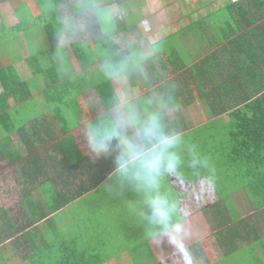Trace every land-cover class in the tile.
Segmentation results:
<instances>
[{
    "label": "trees",
    "instance_id": "obj_1",
    "mask_svg": "<svg viewBox=\"0 0 264 264\" xmlns=\"http://www.w3.org/2000/svg\"><path fill=\"white\" fill-rule=\"evenodd\" d=\"M11 1L17 0H0V5L9 4ZM21 1L25 4V13L27 12L18 14L21 26L17 29H2L4 26L0 24L2 26L0 27L2 43V46L0 45L2 88L0 132L4 133L5 137L6 132L15 133L19 126L23 125L15 120L13 115L15 110L22 113L19 109L22 106H27L26 115L32 113L31 118H33L38 112L35 110L36 107L33 110L34 102L43 101L48 111L52 104L56 105L60 99L59 112H55L53 116L55 120L48 131L56 130L53 124L58 122L59 128L56 134L58 137L60 135L63 137L62 150L65 152L70 149V153L71 148L78 144L77 137L71 132L73 126L86 128L95 125L97 120L95 114L105 105L109 111L103 116H108L112 101L117 98L115 86L120 83L105 76L104 65L119 62L124 58H129L132 62L133 57L139 56L136 54L137 51H134L136 46L131 45L123 49L120 43H125L122 38L123 33H131L137 28L139 19L136 14L141 12L139 1L143 0H92L93 6H88L91 10L86 14L82 11L86 0ZM104 2H107L104 5L117 7L120 11L126 10L125 14L122 13L124 18L119 19L109 12V15L106 14L104 6L98 5ZM26 5H41V12H34ZM209 5L205 2L202 7ZM68 7L75 9L74 12L78 14L84 13L81 18L85 21V30L91 39L90 43L62 42V25L66 22L65 13ZM125 18L131 23L126 21L124 23ZM33 20L38 24L42 23L47 42L41 47L31 45L32 56L26 61L31 72V76H28L15 68V65L24 59L20 56L21 49L16 41L24 23L26 21L34 23ZM72 26H75L74 22ZM27 29L30 30L26 33L33 31L31 28ZM187 32L195 36L193 46L186 43L190 42L185 40ZM8 40L11 41V45L5 46L4 42ZM163 41L166 43L165 47L161 51H156L154 46ZM152 47L157 59L162 56L166 58L167 62L165 64L161 62V67L163 71L170 73V77L165 79L157 71L149 72L147 77L144 74V76L140 75L139 78L145 83L146 90L140 86L137 93L131 94L133 97L127 103L128 108L136 110L135 107L138 106L146 113L147 109H151V112L163 106L162 119L165 131L177 135L180 133L179 130L183 129L182 125L186 130L191 127H187L183 121L180 124L177 119L171 118L168 110H165L168 105L182 106L187 103L182 98L190 100L195 95L209 105L206 107V112L210 119L206 123H201V127L212 142L209 141L210 145H203L201 154L199 153L196 158L209 159V162L213 163L215 157H221L226 168L225 178L233 180V188L217 186L215 200H208L209 194L204 200L208 203L206 212H214L222 207L220 203H226L225 209H228L230 216L224 217L220 223L228 226L230 241L247 244L249 254L255 253L253 255L255 257L249 259L257 264H264V0H237L225 4L218 10L212 8L206 15L193 18L189 26L156 42ZM95 51H98L101 57L97 56ZM9 52H14V55L9 56ZM76 68H79V73L75 71ZM171 77H174V80ZM93 89L96 90L98 97L91 104L84 100L83 96ZM144 91L148 93L145 94ZM61 92L65 93L64 97L69 95L70 99L67 102ZM157 92L162 97L157 96L155 94ZM12 100L18 103V107H12ZM115 101L118 102L117 99ZM93 105L101 106L100 109L95 110ZM49 116L47 113L45 119ZM19 117L21 120L24 119L18 115V119ZM49 118L53 119L51 116ZM135 129L137 131L136 127ZM82 138L83 144L87 145L86 135L83 134ZM116 158V155L109 159L107 157V162L110 160L111 167L118 169ZM186 164H191V161L181 163V165ZM84 167L81 173L89 169L91 174H94L93 167L91 169ZM201 167L205 166L199 165L198 171H202ZM86 173L89 174L87 171ZM71 175L80 176L75 172ZM215 177L214 174L213 182ZM61 181L65 186L68 183L66 179ZM98 185L100 184H88L87 181L74 183V200H41L40 202L22 200V204L36 207V212L40 211L37 204H49L50 212L55 215L67 205L76 202V198L94 191ZM232 196L234 200L237 198L248 200L249 213L244 217L240 215ZM41 214V219L48 217L44 211ZM216 219L218 222L219 218ZM82 225L84 226L80 229L85 231V235L72 234L71 239L61 238L58 249L56 248V252L52 249V254L44 264H115L114 249L112 252L106 249V245L108 243L113 248H121V244L115 238V230L119 227V223L111 227L109 231L111 237L108 238H94L95 235L91 232L95 234L98 233L97 229L100 230L94 221L90 223V220H84ZM49 229L55 230L56 227L49 226ZM112 237L116 239L115 243L110 242L113 240ZM84 241L87 242L86 247L82 249L83 255L73 257L74 252H80V243L83 244ZM29 242L31 246H37V239L30 238ZM138 246L139 244L133 248H123L121 256L126 252L124 255L129 254L128 260L132 259L135 264H147V253L149 254L150 249ZM39 249L43 251L40 245ZM60 255L64 256L58 260Z\"/></svg>",
    "mask_w": 264,
    "mask_h": 264
},
{
    "label": "crops",
    "instance_id": "obj_2",
    "mask_svg": "<svg viewBox=\"0 0 264 264\" xmlns=\"http://www.w3.org/2000/svg\"><path fill=\"white\" fill-rule=\"evenodd\" d=\"M12 4H14L15 6H13ZM26 6L28 8H31L34 12H41L42 9L41 5ZM24 7L25 4L21 0H17L16 2L11 1L9 2V4H1L0 15H2V17H0V24H2L7 29H17L19 26H21V19L19 18L18 14L27 13H25L26 8ZM65 21V24L62 25V36L70 32L66 28V25L72 26V23L70 24L68 18H66ZM27 28H31L33 29V31L31 33H26L28 32V30H30ZM21 30L22 31L18 33V39L16 42L21 49L20 56H23L24 59L22 60V62L16 64L15 68L16 70H19L20 73L23 74L24 72L25 74H27L25 71L22 72V70L25 67L29 69L26 61L32 56L31 45H33V47H35V45L41 47L47 42V37L42 23L38 24L36 21H34V23H31V21H26L24 23L23 29L21 28ZM84 41L88 42L87 40ZM0 45L2 46L1 42ZM9 45H11V43H9ZM136 47V54H139V56H135V58L133 57L132 63L139 65V63H136V61L139 62V60L142 59V55ZM26 49H28V53L26 55H22L21 53H23L24 51L26 52ZM75 71L79 73V68H76ZM143 74L144 73L142 72V70L136 68L135 70L129 72L126 87L122 86L121 84H116L117 86H115V88L117 91V98L113 100V103L116 102V99L118 100V102L110 108V112L116 113L117 115L118 112H127L132 110L129 109L128 106L127 108H125L124 105L120 104V99L124 95L125 91L129 93L130 101L133 97L131 96V94L137 93L140 86L144 88V90H146L145 83L141 78H139V76ZM118 90L121 92H119ZM1 92L2 88L0 86V93ZM64 94V92H61V95L63 97ZM84 96V100L91 104L93 103V100L98 97L95 89H93L92 91H88L84 94ZM64 99L67 102L70 99L69 95L67 94ZM60 102L61 101L59 99L56 105L53 103L51 109L49 108L47 111L45 103L43 101L37 100V102H34V104L32 105L33 110L35 107V110H38L33 118H31L32 113H28L26 115L27 106L24 105L19 108L23 114L20 112L18 113V111L16 110L13 112L14 119L20 121V124L23 123V125L19 126V129L15 133H9V131L6 132L5 137L4 133L0 132V182L4 187L8 188L12 183V180L11 178H9V176L13 177L16 180V183L11 185V187H9L8 189H5L0 195L1 202L3 200H7V202H5L6 206L3 204V202V205L1 206L0 202V264H44L48 261L47 259L49 255L52 254V249L54 250V252H56L58 242L61 239L60 237L58 239L48 237L51 231L49 229V226H54L52 224V220L55 217L50 212L49 204H37L40 211L36 212V207H27L22 204V200H35L37 202H40L41 200H74V183L79 182L80 184L84 181H87L88 184L97 183L100 185H98L94 191L101 192L104 188L108 187V185H113V181L120 176V174L117 172V169L111 167V161L109 160L107 162V157L109 159L115 157V155H119V141H112L114 145L109 146V151L106 154L97 156L95 153L91 152L89 148H87L86 144H83L84 141L82 135L86 134V128L88 129L89 126H86V128H80L81 126H73L71 132H73V134L77 137L78 144L77 146L71 148L70 153V149L65 152L62 150L61 140L63 137H61L62 135L58 137L56 134L57 129L59 128L58 122H55L53 124L57 128L56 130L48 131V128H50L49 126L53 123V120H55V118L53 117L55 112H59ZM113 103L111 104V106L113 105ZM118 105H120L121 108H118ZM12 107H18V103H16L14 100H12ZM137 107L138 106L135 107L136 110L134 111L139 114ZM101 111L106 112L109 111V109L108 107H105V105H103ZM17 113L24 119L21 120L20 117L18 119ZM47 113L53 119L49 118L50 116L45 119ZM142 114L146 115L144 110ZM114 119L116 118L112 116V120ZM98 123L100 122H96V124ZM201 125L202 124L200 123L196 124L195 126H190L191 128L189 130L196 131L201 128ZM191 131L190 133H193ZM123 132H125L127 137H131L133 139L136 138L137 131L134 126L125 127L123 129ZM15 134L17 135V138L19 140L18 144L16 142V138L14 137ZM205 134L206 132L203 131V134L196 135L195 140L203 141ZM179 137L181 138L183 136ZM75 148L78 149L76 150ZM178 148L183 149L181 142H179ZM84 166H87L90 169L91 167H93L95 169L93 172L94 174H91L89 169H85L81 173V171L85 168ZM183 166L189 167L190 172L198 171V166L197 169L196 167H191L190 164H186ZM201 168H203L201 170L206 173V175L196 173L195 179L200 180L196 182L199 185H208L206 191L201 192V195L195 194L194 196L187 198V200L191 201H187L186 197L182 194L176 195L177 199L173 200L177 204V207L180 208V210L184 211V214L182 215V217H184L180 218L181 216H174L169 221L167 228H165L164 224H160V230L157 233L149 235L143 231L146 236V248L150 249L149 254L147 253V264H185L184 260L186 256L191 257L192 264H240L243 260H247L255 255V253L249 254L246 246L247 244H245L244 242L236 244L230 241V231L228 229V226L226 224L220 223V220H222L224 217L227 218L230 216L228 209H225L226 203H220L222 204V207L218 210H214V212H206L208 203H206V201L204 200H206L207 195L209 194V198L207 197L208 200H215L214 197L215 194H217L215 193L216 189H214V185H216V187L220 186V188L223 187L230 189L233 188V180H227V178L222 175L216 176L213 182L212 179L214 177V174H225V171L222 170V172H220L217 167L213 168V166ZM86 171L89 174H87ZM74 172L77 173L78 176H80L74 177V175H71ZM62 177L68 180L66 186L61 181L65 180L61 179ZM208 177H211V179H208ZM123 180L124 183H126L128 180L131 181L130 187L133 188L132 192L134 193V190L136 188V186L134 188V182L140 181V179L134 180L133 176H128L123 178ZM114 186L116 187V184ZM123 188H126L125 184L121 185V190L125 191ZM94 191L92 192L95 193ZM92 192H87L86 195L78 197L76 198V200L87 199L89 198L90 194H93ZM241 193H243V191H241ZM192 200L203 201V203L200 206L198 205V209H194L192 207L193 204H191V202H193ZM232 200L234 201L235 206L242 217H244L246 213H249L248 200H240L239 198L234 200L233 196ZM71 204L68 206L70 207ZM42 211L46 213L45 215L48 216L47 218L41 219ZM2 213L4 214L2 215ZM200 214L202 217H204L208 229H210V239L205 243L197 241L193 246L187 249H182V255L180 256L174 255L171 257H167L166 255H168V248H180L183 245L179 242L174 243V238L169 237L171 233H175V235L176 233H178L176 231L175 225L179 224L181 230L185 229V227L189 229V226L192 225L191 230L193 229L195 231L197 222L196 220H194V218L200 216ZM216 218H219L218 222ZM85 219L91 221L90 217ZM193 221L195 222L193 223ZM14 227H16L15 231H13ZM54 227H56V229L58 230L59 226ZM97 231L98 233L95 234L91 232L92 235H95L94 238H100V234L102 235V233L105 238L111 237L109 236L108 230H105L102 233L98 229ZM30 238L37 239V246L33 247L31 246V244H29ZM112 239L113 240H111L110 242L115 243L116 239L113 237ZM86 242L87 241H84L83 244L80 243V252H74V256L72 255L73 257L83 255L84 252L82 251V249L86 247ZM39 245L43 251H40ZM157 245H161V255L164 254V257L166 256L161 262L159 261L158 247L157 249H155V246ZM103 247L105 248V245ZM120 247L121 248H113L112 245L108 243L106 245V249H110L112 252L114 249V253L116 254L113 258L114 263L135 264L132 259L128 260L127 257L129 256V254L124 255L126 252H124V256H121L120 250L123 248H133L132 241H127L125 244H123V246L121 244ZM243 252L245 253L244 256ZM63 256L64 255H60L58 260H61V257L63 258Z\"/></svg>",
    "mask_w": 264,
    "mask_h": 264
},
{
    "label": "rangeland",
    "instance_id": "obj_3",
    "mask_svg": "<svg viewBox=\"0 0 264 264\" xmlns=\"http://www.w3.org/2000/svg\"><path fill=\"white\" fill-rule=\"evenodd\" d=\"M102 1V0H100ZM237 0H143L139 1L140 4V13L136 14L139 21L137 22V28L132 30L131 33H123L122 38H124L125 43H120L123 49H126L128 46H137L136 48L138 51H140L142 55V59L139 60V62L136 61V63H139L138 68L142 70V72L146 75L153 73L154 71H157V73L161 74L162 76L167 79L170 77V73H167L166 71H163L161 65L163 62L164 64L167 62L166 58L155 57L154 49L152 47L153 44L160 40H164L166 37L170 36L171 34L189 26L191 24V20L193 18H197L199 16L206 15L210 12L212 8L215 10L220 9L225 4H228L230 2H234ZM94 1L86 0V4L83 6L82 11L86 14V12H89L91 9L88 7L89 5H92ZM207 2L209 7H202V5ZM107 2L98 4L104 6L105 13L109 15L112 14L114 16H117L119 19L123 17L122 13L125 14L126 10H118L117 7H112L111 5H104ZM93 6V5H92ZM75 9H71L70 7L67 8V11L65 13L66 18L69 17L70 24L74 22L75 26L66 25V28L70 31L66 34H64L63 37V43L70 42V41H84L87 40L89 43L91 42V39L89 35L86 33V24L85 21H83L81 18L83 14H78L74 12ZM109 12V13H108ZM193 14V16H191ZM127 15V14H126ZM85 18V17H84ZM124 18V17H123ZM83 21V23H82ZM127 23H131L128 19L123 20ZM6 27H2L4 29ZM196 29V28H195ZM189 30V29H187ZM3 31V30H2ZM186 42L187 45H192L195 43V36L187 32L186 33ZM9 41L4 42V45L7 46ZM87 44V43H86ZM125 44V45H124ZM135 44V45H134ZM165 42H161L158 45H155L156 51H161L163 47H165ZM22 48V47H21ZM134 51L136 49L134 48ZM28 53V49H26V52L24 51L21 53L22 55H26ZM97 56L98 51L94 52ZM6 55V54H4ZM9 56L14 55V52H9ZM101 57V56H100ZM193 57L191 56V59ZM74 62V60H72ZM75 63V62H74ZM78 67V66H77ZM25 71L28 76H31V72L28 68H24L22 72ZM148 72V73H147ZM150 72V73H149ZM25 75V73L23 72ZM177 77V76H176ZM172 80H174V77H171ZM165 84V82H164ZM117 86V85H116ZM157 88V87H155ZM119 91V90H118ZM121 92V91H119ZM145 94L148 93V91H144ZM157 96L162 97V95H159V93H155ZM200 92L198 91V95ZM164 96V95H163ZM165 98V97H164ZM162 99V98H159ZM183 101H186L187 103H184L182 106L172 105L171 107L167 106L165 110H168L170 113L171 118L177 119L180 124L183 121L187 124V127L195 126L196 124L200 123H206L209 121L210 117L208 116L206 112L207 103L203 102L202 99L197 98L196 95L190 100H185L182 98ZM129 102V101H128ZM113 103V101H112ZM116 103V102H115ZM111 107H113L115 105ZM119 104V103H118ZM209 106V105H208ZM95 110L100 109V105L94 106ZM121 108V107H120ZM137 110L139 111V114L144 116L142 114L143 110L141 107H137ZM151 110V109H150ZM149 109L146 111L150 112ZM146 112V114L148 113ZM106 114L104 111H100L95 114V117L97 119L96 122H111L112 116L114 118H117L116 113L109 112L108 116H103ZM108 117V118H107ZM109 119V120H108ZM181 120V121H180ZM181 126V125H180ZM135 128V127H134ZM182 128L180 131L179 136H183L180 138V142L183 146V149L177 147L174 149L180 157L182 162H190L194 158H196L199 153L201 154V149L203 145H210V142H212L211 138L208 137V134L204 135V140H195L196 135L203 134V128H199L196 131H191L189 129H184L182 125ZM193 132V133H190ZM190 133V134H189ZM124 135L125 132H123ZM14 137L16 138V142L18 144L19 140L17 138V135L15 134ZM117 140V139H114ZM113 140V141H114ZM208 140V141H206ZM210 141V142H209ZM110 145H114L112 142ZM200 161H206L207 166H215L214 168H218L220 172L225 171V164L221 157H215V161L213 163H210L209 159H202V158H196ZM204 166L203 164H197L196 166ZM223 166V167H222ZM189 167H185L183 165H180L178 169L172 173H161L158 181L157 187L149 188V186L142 180L135 181L134 185V193L132 192L133 188L130 187L131 181L128 180L126 183H124L123 178L119 176L117 179L113 181V185H108V187L104 188L101 192H95L93 194H90L89 198L87 199H80L76 202L72 203L69 207L68 205L62 209L61 211L57 212L52 220V224L54 226H59L58 230H51L48 237L49 238H65V239H71L72 234H79L84 236L85 231L80 229V227H83L82 225L84 223L85 218L91 219L90 223L94 221V224L98 225L100 227L101 233L105 230L110 231L111 227H114L116 223H119L120 226L117 227L115 230V238L119 242V244H125L127 241H132V246H136L139 244V248H145L146 247V236L143 233L146 232L147 234L151 235L153 233H157L160 230V224L156 221V219L152 216V210L150 206L146 203V200L149 196H158L163 199H167L170 202L177 199L176 195L182 194L187 198L194 196L195 194L201 195V188H207L208 185H199L196 182L200 180H196V173H199L201 175H206L203 171H196V172H190ZM217 170V169H216ZM225 174L218 173L215 176H222ZM13 176V175H12ZM11 178L13 185L16 183V180L9 176ZM134 180H137L135 177H133ZM116 184V187L114 186ZM125 184L126 188H123L125 191L121 190V185ZM9 185V187H11ZM8 187V188H9ZM7 187H4L2 183L0 182V195L3 193L5 189H8ZM210 189V187H209ZM214 189H216V186H214ZM128 194V196H127ZM96 200H101L100 202H95ZM17 201V200H14ZM92 201V202H91ZM191 201V200H187ZM191 204H193L194 209H198L199 206L203 203V201H195L192 200ZM1 202V201H0ZM3 204L6 206L5 202L7 200L2 201ZM1 202V206L3 205ZM174 202V201H173ZM199 205V206H198ZM184 214V211L180 210V208L177 207V213L172 216H181L180 218H183L182 215ZM171 218V219H172ZM196 220V230H191L192 225L189 226V229L185 227V229H182L180 232L171 233L169 237L174 238V243L179 242L182 243V247L180 248H168V255L167 257H171L174 255H182V249H187L191 246H193L197 241L205 243L207 240L211 237L210 229H208L206 220L204 217L197 216L194 218ZM195 221H193L194 223ZM103 229V230H102ZM16 230V227H14L13 231ZM126 233V237H125ZM100 237L104 238V235ZM197 237V240H196ZM62 240V239H60ZM171 241V239H170ZM158 247V256L159 261L161 262L164 260V254L161 255V245L155 246V249ZM179 249V250H178ZM122 250V249H120ZM178 250V251H177ZM180 253V254H179ZM186 256V255H184ZM187 257V256H186ZM255 256H253L254 258ZM184 263L186 264V260H184ZM240 264H257L254 260L247 259L243 260Z\"/></svg>",
    "mask_w": 264,
    "mask_h": 264
},
{
    "label": "clouds",
    "instance_id": "obj_4",
    "mask_svg": "<svg viewBox=\"0 0 264 264\" xmlns=\"http://www.w3.org/2000/svg\"><path fill=\"white\" fill-rule=\"evenodd\" d=\"M138 64L132 63L129 58H124L116 63L104 65L105 76L110 80L119 82L122 86L127 85L130 71L138 68ZM130 95L125 91L120 99V104L127 108ZM118 108L120 105L117 106ZM163 106L141 116L134 110L118 112L117 118L111 122H101L89 125L86 132L87 148L97 156L106 154L114 139L119 141V155L116 158L119 168L117 172L121 178L133 176L142 179L149 188L157 187L161 173H172L178 169L182 160L180 155L174 151L180 142V137L165 131L162 119ZM137 128L136 138L127 137L123 134L125 127ZM197 164L207 166L206 161L194 158L190 166L195 168ZM211 179V177H208ZM201 191H206L202 187ZM146 203L152 210V216L157 222L168 227L172 216L177 213V204L158 196H149ZM179 232L181 227L175 225ZM186 264H192L190 256L185 258Z\"/></svg>",
    "mask_w": 264,
    "mask_h": 264
}]
</instances>
